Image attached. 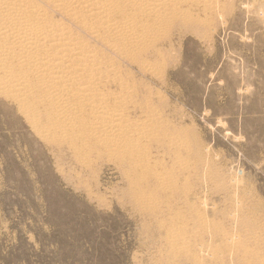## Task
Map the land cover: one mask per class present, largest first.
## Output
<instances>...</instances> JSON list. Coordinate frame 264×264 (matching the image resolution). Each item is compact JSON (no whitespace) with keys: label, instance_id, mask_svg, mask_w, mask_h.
<instances>
[{"label":"rangeland","instance_id":"374dc122","mask_svg":"<svg viewBox=\"0 0 264 264\" xmlns=\"http://www.w3.org/2000/svg\"><path fill=\"white\" fill-rule=\"evenodd\" d=\"M27 1L83 35L101 70L83 98L106 104L71 98L65 120L70 98L42 75L16 91L22 68L0 70V264H264V0H188L174 20L125 9L115 22L159 30L119 49ZM119 112L124 135L100 129Z\"/></svg>","mask_w":264,"mask_h":264},{"label":"bare ground","instance_id":"6f19581e","mask_svg":"<svg viewBox=\"0 0 264 264\" xmlns=\"http://www.w3.org/2000/svg\"><path fill=\"white\" fill-rule=\"evenodd\" d=\"M187 1L188 0H120L119 2H116L115 0H54L53 2L55 5L53 7L55 8V6H56V8H59V10L62 11L63 15H65L66 19L70 18L75 23H78L79 26L81 25V26H83V28L85 27L87 29L88 33L94 37V39L100 38L102 34H106V35L108 34L110 36L111 41H113V43L116 44V45H113V43H112V45H110V46H114V48L116 49V47L119 46V43H121V42L123 44H128V43H132L134 41L135 42L137 41V46H139V45L143 44L144 42H146V37H147L146 34L147 33H150V32L155 33V31L157 32L159 30V28L156 30H154V29L150 30V29H144L143 28L144 30L142 29L141 32L136 33L135 31H137V30H135V29L137 27L138 22L136 23V21H134V20H127L126 22H123V23L122 22L121 23L115 22L116 18H114V17H115L116 13L121 14V13L125 12V9H131L137 15L142 14V13H147L149 15L155 14L156 17L159 19L172 18L174 20L176 18V14L174 12L176 11L177 7H179L184 2H187ZM38 2H40V1H38ZM199 3H200V1H199ZM41 5H42V3H41ZM190 5L192 6V4H190ZM40 6L33 3V1H27V0H0V70L3 71L6 69V67L9 69L15 68V65H18V67H20V69L22 68V71L24 73L23 75H25V76L22 78L16 79V80L14 79V81H12L14 84V86H12V87L16 91H23L24 89H26L27 81L29 79V78H27V76H29L30 74L35 73V74L42 75V77H44L43 78L44 80L42 79L43 81L41 82L40 85H41L42 89H44L45 92H47L49 95H51L52 97H55V98H58V97L62 98V97H67V96L70 98V100L66 101V103L61 108V110H59L60 111L59 112L60 117L64 118L65 120H69V121L74 120L79 115L78 111H79V107H81V106L76 105L80 101L76 100L77 103H74L75 101L71 100V98L80 99L83 97H89L96 90V86L98 84V81L100 80L99 76H101V72H100L101 70L98 67H96L97 66V64H96L97 62L95 63L96 53L93 51L94 54H92L93 52L88 50L90 48L86 47L87 44L84 43L83 39H85V38H83V35H82V37L79 35H75L76 33L72 32L73 29L71 30L69 26H66L67 23L63 24L62 22H60L61 24L59 23L57 26L56 25L55 26L50 25L49 19H51L50 18L51 16L49 17V12H47L48 8H47V10H45V8H44L45 4H44L43 8H41ZM50 9H52V8H50ZM140 17L141 16H139V18ZM144 18H146V17H144ZM147 18H149V17H147ZM150 19H152V18H150ZM62 21H63V18H62ZM174 22H176V21H174ZM190 24H192V23H190ZM167 34H169V33H167ZM91 35H90V37H91ZM109 41L106 40L105 44L109 45L110 44ZM103 43H104V41H103ZM89 45H90V43H89ZM128 47H130V46H128ZM101 48H102V46H101ZM102 49H104V48H102ZM122 49H124V48H122ZM155 49H157V48H155ZM96 50H97V48H96ZM146 50H148V49H145V52H146ZM99 54H101V53H99ZM99 54H97V55H99ZM117 54H118V50H117ZM122 56H124V55H122ZM141 58H142V56H141ZM14 59L18 61L17 64H15V62L10 61V60H14ZM106 59H107V57H106ZM139 61L141 62V59H139ZM105 63H106V60H105ZM115 63L116 62H114L113 64H115ZM136 63H138V62H136ZM101 65H103V64H101ZM111 65H109V66L107 65V66L110 67ZM154 68H155L154 70H156V66ZM157 68H159V67H157ZM73 69H76V71H77L76 73H81L78 75L79 77H76V75H75V77L73 76L74 75L72 73ZM110 70H111V68H110ZM150 70H152V69H150ZM103 71H105V70H103ZM112 72H113V70H112ZM19 74H20V72H19ZM107 75L109 76V74H107ZM84 78H86V80H88V81L84 84V86H81L82 83H80V82L81 81L83 82ZM111 78H112V76H111ZM101 80H102V78H101ZM113 80H115V79H113ZM103 82H105V81H103ZM126 83H127V81H126ZM108 84H110V83H108ZM98 86H99V84H98ZM32 87H33V85H32ZM105 89H106V87H104V91H105ZM38 92H36V93H38ZM41 92H42V90H41ZM40 96H41V94H40ZM99 96H100V94H99ZM106 97H107V95H106ZM108 98H109V96H108ZM84 99L85 98H83V101H84ZM124 99L122 97L121 100H124ZM47 100H46V102H47ZM85 100L88 101V104H87L88 108L92 109L93 111L98 112L102 109H105L103 106L105 102H103L102 100H100V101L98 100V103L96 102L97 100L95 101V99L90 100L89 98H86ZM30 101H31V99H30ZM59 101H61V100H59ZM118 102L116 104H118ZM38 103H36V104H38ZM41 103L42 102H40V104ZM82 103H84V102H82ZM54 106H55V104H54ZM41 107H42V105H41ZM110 108H111V106H110ZM111 109H113V107ZM116 112H118V111H116ZM52 113H54V112H52ZM47 116H48V114H47ZM85 116H87V115L85 114ZM128 117H127V119H128ZM50 118H53V116ZM101 118L103 119L102 121H103L104 125L101 126V124H100V126H101L100 129L102 128V130H104L103 127L108 126L107 128H105V127L104 128L105 129L109 128L111 136L117 137L120 135H124L126 128L122 124L123 116H122V114H120V112L114 113L112 115H106L103 117L101 116ZM98 120H100V119H98ZM155 121H157V120H155ZM53 122H54V120H53ZM149 122H150V120H149ZM140 124H142V123H140ZM70 127H67V128H70ZM155 128H158V127L155 126ZM100 129L98 131H100ZM146 129H148V128H146ZM87 132H89V131H87ZM54 133H55V131H54ZM104 133H106V132H104ZM76 134H77V132H76ZM98 135H100V134H98ZM107 135H109V133ZM89 137L90 136H88V138ZM72 140H74V139H72ZM153 141H155V140H153ZM142 143H144V142L142 141ZM114 144H115V142H114ZM112 147H114V146H112ZM119 152H118V154H119ZM125 154H126V152H125ZM125 154H123V155H125ZM113 156H115V155H113ZM117 158H118V156H117ZM121 160H122V158H121ZM144 162H146V160ZM131 175H132V173H131ZM162 186H163V184H162ZM168 191H171V190H168ZM175 228H176V226H175ZM175 234H176V232H175ZM174 237H176V236H174ZM183 244H184V242H183Z\"/></svg>","mask_w":264,"mask_h":264}]
</instances>
